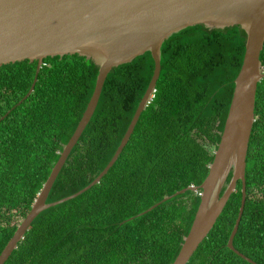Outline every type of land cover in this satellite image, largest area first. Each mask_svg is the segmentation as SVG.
<instances>
[{
  "label": "trees",
  "instance_id": "16d2710c",
  "mask_svg": "<svg viewBox=\"0 0 264 264\" xmlns=\"http://www.w3.org/2000/svg\"><path fill=\"white\" fill-rule=\"evenodd\" d=\"M239 27H189L161 47L151 102L100 182L40 213L4 264H172L200 202L187 191L208 174L245 52ZM264 72V47L260 54ZM0 67V254L31 209L94 91L97 67L78 55ZM154 70L150 53L107 76L89 123L58 174L47 203L89 185L124 136ZM16 106V107H15ZM15 107V108H14ZM12 108H14L12 110ZM245 169L246 201L234 248L264 264V79ZM229 175L227 183L230 180ZM241 182L187 264H250L227 247Z\"/></svg>",
  "mask_w": 264,
  "mask_h": 264
},
{
  "label": "water",
  "instance_id": "95a60500",
  "mask_svg": "<svg viewBox=\"0 0 264 264\" xmlns=\"http://www.w3.org/2000/svg\"><path fill=\"white\" fill-rule=\"evenodd\" d=\"M194 26L209 30L239 27L246 35L245 52L234 80L224 128L202 184L165 196L138 216L187 191L199 193L200 202L191 227L172 263L187 264L215 225L237 183L241 182L239 212L227 247L248 263L256 264L234 248L233 239L246 201V155L255 121L257 85L264 79L260 61L264 47V0H0V67L23 61L37 62L31 88L16 106L33 92L43 60L48 57L78 55L98 69L94 91L73 135L63 146L29 213L1 252L0 264L8 260L40 213L75 199L107 174L129 141L141 113L154 97L163 43ZM145 53H150L154 62L153 74L112 158L85 188L47 203L58 174L94 114L107 76Z\"/></svg>",
  "mask_w": 264,
  "mask_h": 264
}]
</instances>
